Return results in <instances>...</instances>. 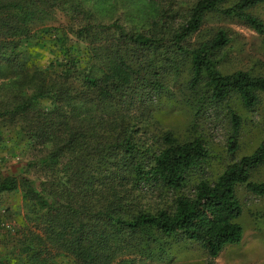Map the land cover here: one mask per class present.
<instances>
[{
    "label": "trees",
    "instance_id": "obj_1",
    "mask_svg": "<svg viewBox=\"0 0 264 264\" xmlns=\"http://www.w3.org/2000/svg\"><path fill=\"white\" fill-rule=\"evenodd\" d=\"M224 1L196 0L184 22L167 36L123 32L118 20L85 19L75 30L80 50L72 48L56 71L27 72L14 49L29 36L30 25L56 11L70 17L69 12L82 6L79 0H0V60L15 73L14 79L0 83V115L28 116L31 146L51 142L49 151L27 163L44 168L48 179L38 185L21 179L29 206L43 210L41 226L16 240V247L7 252L13 260L8 264H134L136 252L143 255L149 242L170 237L199 242L215 257L241 239L235 186L264 195V179L250 180L251 171L264 163V139L228 163L213 181L197 179L190 192L178 193L169 207L135 209L136 192L143 187L183 189L208 152L199 138L174 142L164 137L162 148L146 153L132 139L134 129L123 106L129 92L137 96V89L146 86L155 90L164 71L184 60L189 89L207 102L220 103L231 93L245 108L257 102L264 93V77L242 70L223 74L217 68L218 53L229 41L222 29L194 47L185 44L212 11L264 32L262 21L248 12L264 0H236L222 7ZM75 82L82 86L79 91ZM42 99L51 108L45 109ZM230 122L231 152L237 147L239 116L232 113ZM15 187V177L0 182V192Z\"/></svg>",
    "mask_w": 264,
    "mask_h": 264
},
{
    "label": "rangeland",
    "instance_id": "obj_2",
    "mask_svg": "<svg viewBox=\"0 0 264 264\" xmlns=\"http://www.w3.org/2000/svg\"><path fill=\"white\" fill-rule=\"evenodd\" d=\"M195 1L79 0L82 7L69 12L70 17L56 11L48 20L30 25L29 36L20 39L14 54L26 66L27 72L34 69L53 72L60 67V62L69 58L67 53H72V48L81 49L78 45L82 43L75 30L85 19L101 23L118 20L123 32L167 36L184 22ZM235 1L225 0L222 7ZM248 12L264 24V2L252 6ZM219 29L225 32L229 41L218 53V70L223 74L242 70L264 77V32H255L234 16L217 11L207 13L185 44L188 48L194 47ZM12 69L0 60V83L15 78ZM189 80V65L184 60L174 70L164 71L160 77L162 85L155 90L146 86L137 89V96L130 92L125 96L126 120L134 129L132 139L146 153L162 148L164 137H170L174 142L199 138L208 152L206 161L194 169L183 189L150 190L143 187L136 192L135 209L169 207L178 193H189L197 179L213 181L228 163L250 153L264 139L263 92L250 108H245L234 93L220 103H209L205 96L196 95L189 89ZM74 86L78 91L82 88L80 82H75ZM21 89L25 91L26 85ZM41 105L45 109L51 108L46 99H42ZM232 113L239 116L240 124L235 133L237 147L230 152L227 140L233 132ZM29 121L26 115L13 118L0 115V182L5 177L16 179L13 190L0 192V264L13 263L7 252L16 247V240H20L23 233H37L41 226L43 210L29 206L21 179L28 178L35 185L48 179L49 173L44 168L27 163L49 151L51 142L31 146L27 132ZM263 179L264 163L250 173L252 181ZM235 195L241 206L236 222L242 236L237 243L227 244L215 257H209L199 242L170 237L158 243L149 242V248L141 251L143 255L136 252L134 264H264V195H254L241 184L235 186Z\"/></svg>",
    "mask_w": 264,
    "mask_h": 264
}]
</instances>
